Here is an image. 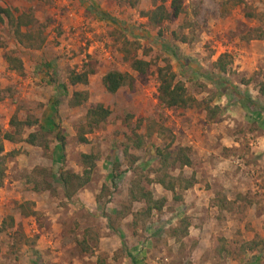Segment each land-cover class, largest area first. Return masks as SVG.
<instances>
[{
  "label": "rangeland",
  "instance_id": "rangeland-1",
  "mask_svg": "<svg viewBox=\"0 0 264 264\" xmlns=\"http://www.w3.org/2000/svg\"><path fill=\"white\" fill-rule=\"evenodd\" d=\"M171 1L0 0L13 15L30 13L43 37L39 48L24 47L0 23V134H13L0 138V264L262 263L241 244L264 238V112L231 88L264 107V0H176V16ZM157 5L168 16L151 23L145 13ZM223 53L220 72L214 62ZM130 57L147 62L143 74ZM165 63L191 106L158 102L156 69ZM109 70L129 73L131 85L106 92ZM70 71L91 73L70 85ZM76 90L87 102L69 106ZM95 103L109 114L89 131L84 113ZM132 133L142 137L139 148ZM157 147H183L190 164L159 166ZM82 153L96 160L67 198L58 169L81 175ZM163 173L177 178L173 191L156 182ZM135 179L163 199L159 210L132 200Z\"/></svg>",
  "mask_w": 264,
  "mask_h": 264
},
{
  "label": "trees",
  "instance_id": "trees-1",
  "mask_svg": "<svg viewBox=\"0 0 264 264\" xmlns=\"http://www.w3.org/2000/svg\"><path fill=\"white\" fill-rule=\"evenodd\" d=\"M172 15L176 16L179 11V5L176 4V0L171 1ZM99 16L102 18L106 15L101 11H97ZM145 15L148 18V21L151 23H158L162 19L167 18V14L164 15L163 7L161 5L155 6V8L150 11L146 12ZM5 21L6 24L9 26L12 36L14 40L28 48H39L43 42V37L41 35V31L37 27H33L35 25V21L30 13L22 12L17 15H13V13L8 8L0 7V23ZM263 44H264V33H262L261 37ZM172 54L176 56V53L171 50ZM226 54H220L216 58L214 62V67L220 71H225L226 62L222 61L223 57ZM126 58V56H125ZM128 58V57H127ZM7 61L9 66L12 69L19 70L21 68L20 62L15 57H7ZM190 61L185 59L184 65H189ZM48 64H45L47 66ZM193 66V65H192ZM191 66V68H192ZM129 67L132 71L136 72L137 74H143L147 68V62L135 58H129ZM194 67V66H193ZM192 72L198 73L199 75L205 77L206 75L203 72H200L199 67L192 68ZM90 71H70L67 75V81L70 85L86 84L87 76L90 74ZM156 79H157V86H156V98L158 102L166 108H186L194 103V98L191 97L186 93L184 85L175 78L174 73L172 72L170 65L165 63L164 65L158 67L156 69ZM217 81L220 80V77L215 78ZM133 77L127 72H119L116 70H109L105 72L101 77V83L103 88L106 92L112 94L114 93L119 87L123 85L130 86L132 83ZM222 80V79H221ZM232 94H235L237 100L247 108H255L261 112H264V107L250 99L249 97H244L238 95V91L236 89L231 88ZM87 102V94L86 91L76 90L73 91L70 95L68 100L69 106H76V105H84ZM109 114V111L106 107H104L100 103H95L93 105H88L85 109L84 117L85 122L84 125L87 127V130H91L92 128L97 127L99 124L105 121ZM11 122H13L11 120ZM13 123L16 126V121ZM56 132H58L59 128H56ZM19 128L15 127V133L18 134ZM133 137L131 140V146L133 148H139L142 143V137L132 133ZM1 139H6L9 141H13V134L8 132H3L0 134ZM55 139L59 143L61 149L64 146L63 137L56 133ZM85 140L81 138V141ZM25 141L29 144H34V134L28 133ZM43 147H46L43 145ZM0 152H2V146L0 144ZM6 154L0 156V165L4 159ZM156 157L159 161V166L166 167V162L169 160V165L178 164L180 166H188L190 164L189 157L185 154V149L183 147H176L174 151H169L165 148V150H160L157 147ZM80 160L83 163H88L85 169H83L82 174L78 175L75 173H71L68 171H63L62 168L58 169V180L61 182L63 188V194L65 197H69L71 192H74L77 188H80L84 185L88 180V173L90 169L93 167L94 161L96 157L92 153H82L80 154ZM157 171V170H156ZM114 177V176H113ZM177 179V178H176ZM174 177L163 173L162 176L157 177L156 182L160 184V186L166 190L173 191L176 183ZM181 180V179H180ZM144 182V181H143ZM192 184V180L184 181L182 185V189L185 190L190 187ZM144 185H146L144 183ZM139 182V179H135L131 182V190H129V196L134 198L132 200H140L143 199L146 203L145 211L148 212L151 209L159 210L162 207L163 199H153L150 195L149 191H147ZM49 186V185H48ZM68 186H73L72 190H68ZM144 186V187H143ZM49 188V187H46ZM106 217V215H104ZM242 250L245 251H255L257 252L256 255H253L255 259L258 257L263 258L262 263L264 264V238H256L246 241L245 243L241 244ZM241 251V249H239Z\"/></svg>",
  "mask_w": 264,
  "mask_h": 264
}]
</instances>
